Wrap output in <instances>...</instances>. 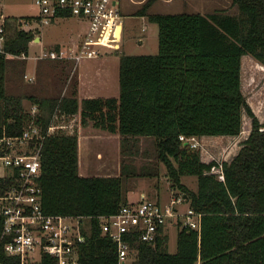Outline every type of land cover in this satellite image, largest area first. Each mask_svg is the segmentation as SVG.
Returning a JSON list of instances; mask_svg holds the SVG:
<instances>
[{"label":"trees","instance_id":"16d2710c","mask_svg":"<svg viewBox=\"0 0 264 264\" xmlns=\"http://www.w3.org/2000/svg\"><path fill=\"white\" fill-rule=\"evenodd\" d=\"M146 0L136 12L158 24L156 54H121L119 95L84 97L76 92L35 97V122L43 133L55 114L73 126L45 137L39 171L42 208L51 214L90 216V229L80 244V264H118L117 243L103 233L100 215L128 204L121 175H81L78 126L91 124L110 133L155 137L157 158L165 164L172 190L202 213L200 230L179 227L177 250H169V235L154 243L131 240L132 264H264V120L261 121L242 89V57L264 63V0H232L233 15L216 10L151 12ZM18 19L6 18L7 52L26 53L37 36L19 29ZM10 57L0 51V137L23 132L33 116L24 108L26 95H10L6 69ZM244 111L251 130L232 160L204 161L200 149L184 144L180 135H239ZM123 140V139H122ZM213 167H221V180ZM184 175H196L191 189ZM1 185V179H0ZM3 217L0 215V236ZM1 244V243H0ZM3 264H20L0 245ZM37 264H54L43 257Z\"/></svg>","mask_w":264,"mask_h":264},{"label":"built area","instance_id":"2783aa9c","mask_svg":"<svg viewBox=\"0 0 264 264\" xmlns=\"http://www.w3.org/2000/svg\"><path fill=\"white\" fill-rule=\"evenodd\" d=\"M33 2L39 11L35 20L41 25L71 16L86 19L89 23L75 47L43 51L34 56L36 59H70L77 65L85 59L100 56L106 49L120 48L122 15L117 0ZM32 20L19 18L18 28L25 29L22 24L29 25ZM9 33V23L4 19L0 22V51L10 58L26 59V53L14 54L5 50ZM28 78L34 79L33 76ZM37 111L38 107L34 105L33 116L23 132H4L0 137V215L3 217L0 245L8 255L19 258L20 264L41 263L45 255L53 258L54 264H80V244L91 227V217L45 212L41 201L43 189L38 179L45 137L57 130L71 132L73 126L55 114L43 133L42 127L35 122ZM180 139L185 144L195 140V136L180 135ZM191 146L196 147L197 143L193 142ZM218 177L225 179L222 169ZM184 203L187 207L182 209ZM201 218L202 213L189 205L185 194L174 189L167 202L143 195L136 203L124 204L115 213L99 216L102 232L117 243L118 264H132L136 255L133 240L154 243L159 235L168 233L170 224L200 230ZM0 264L3 263L0 261Z\"/></svg>","mask_w":264,"mask_h":264},{"label":"rangeland","instance_id":"374dc122","mask_svg":"<svg viewBox=\"0 0 264 264\" xmlns=\"http://www.w3.org/2000/svg\"><path fill=\"white\" fill-rule=\"evenodd\" d=\"M231 2V0H230ZM230 2L222 0L221 4L229 5ZM181 0H173L169 2L168 0H155L150 7L151 12L160 13H181V12H195L192 6H183ZM220 4V5H221ZM220 5L215 4L214 9H211L209 4H206L205 9L211 11L225 10L227 12H235L229 5L226 9L220 7ZM139 5L132 0H121V12L123 17L121 18L124 28L121 38V48L118 50L106 49L103 54V58H107L110 62V66L115 70V77L112 78V83L114 85L113 79H115V86L111 88V95H119V60L121 54H156L159 50V39H158V24L151 22L146 16H140L134 13V10L138 8ZM237 11L239 9L235 6ZM38 8L35 6L33 0H0V22L6 18L10 20L16 18H27L33 19L29 25L22 24L23 28L27 30H34L37 36H41V42L31 41L29 43L28 50L26 54L28 57L23 58H9L7 69H6V88L10 95H26L24 98V108L26 111H31L33 108V101L29 98L31 95L35 97L47 96V95H60L62 93L63 86L68 81V90L71 87L72 81L75 79L76 73L78 74V66L72 67L68 66L66 61L72 64L70 59L62 60H52V59H36L34 56L40 55L41 52L47 51L54 48H62L61 45L67 43L72 36L78 34V32L84 33L88 29V21L86 19L71 16L58 18L55 21L41 25L35 19L38 14ZM206 15V14H205ZM87 61V60H85ZM83 61L82 64L85 62ZM61 62H65L67 65L66 69L60 70L58 67ZM74 63V62H73ZM56 65V66H55ZM59 70V71H58ZM57 72V73H56ZM58 72L66 77L64 81L58 79L55 82L56 86L48 82L54 83V78L58 77ZM70 74V75H69ZM27 75V77L25 76ZM34 77L30 80L28 77ZM70 82V83H69ZM242 89L247 98L248 103L252 107L253 111L259 117L261 121L264 120V63L256 59L250 54H246L242 57ZM28 122V121H27ZM251 130V117L244 111V121H243V131L237 136L230 135H204L195 136V140L189 143H197V146H192L193 148L200 149L201 158L204 161L217 160L219 162L223 160H232V158L238 153L244 140L248 137ZM153 139L144 138L145 150L150 154L153 159L158 162V182H160V199L166 201L169 199V192L165 183V176H168L167 168L165 164L159 161L157 158V147L155 142V137ZM141 139V138H139ZM134 153L137 150L133 145L129 147ZM131 158L128 156L127 159ZM136 159V163L132 164L136 167V171L140 172L143 176L145 174L146 166L141 164L143 159L140 155ZM214 168V167H213ZM218 174L221 171L220 167H216L214 170ZM224 173V172H223ZM169 180V176H168ZM184 183L188 185L193 190L198 187L197 176L196 175H185L183 177ZM170 181V180H169ZM171 186V182H170ZM124 189L126 185L123 186ZM148 195L152 198H158V194L151 192ZM187 204L181 205L182 209H185ZM178 225L170 224L168 229L169 235V250L175 252L177 250V235H178Z\"/></svg>","mask_w":264,"mask_h":264},{"label":"crops","instance_id":"0c3cea01","mask_svg":"<svg viewBox=\"0 0 264 264\" xmlns=\"http://www.w3.org/2000/svg\"><path fill=\"white\" fill-rule=\"evenodd\" d=\"M139 5L134 13L142 7L146 0H132ZM169 2L173 0H168ZM184 4L183 6H192L195 9V12H200L203 14L211 13L210 10L205 9V5L209 4L211 9L215 4H221L222 0H181ZM230 2V0H226V2ZM120 13L121 12V0H117ZM232 0L230 2L231 6ZM229 5L221 4L220 7H224L226 9ZM231 8L235 10V12H227L233 15L238 14V11L235 5H232ZM145 16V15H140ZM123 17V15H122ZM122 31L123 32L124 24L121 22ZM86 32V31H85ZM84 32V33H85ZM84 33L78 32L75 36H72L71 39L64 43L63 46L66 47H75L83 37ZM35 40V38H34ZM42 38L39 36V41L35 40L36 42H41ZM121 48V45H120ZM119 48V49H120ZM112 50V49H111ZM118 50V49H117ZM104 54V53H103ZM103 54L95 58L85 59L83 64L80 62L79 64L75 65L72 62L70 64L69 61H66L68 66H78V74L76 73L75 79L71 83V87L68 90V81L66 80L65 75L62 76L58 72V77L54 78V83L48 81L52 87H57L55 82L59 79L60 82L63 80L64 77L66 83L64 81V86L62 93L60 92V96L64 94H69L71 92H76L79 99L84 97H97V96H114L111 95L110 91L113 86H115V79L114 85L112 83V78L115 77V70L111 68L109 64V60L107 58H103ZM246 55V54H245ZM54 60V59H52ZM58 67L60 70L66 69L65 66L67 65L65 62H61ZM56 66V65H55ZM59 71V70H58ZM57 73V72H56ZM70 75V74H69ZM70 83V82H69ZM59 87V86H58ZM57 87V88H58ZM49 96V95H47ZM54 96H59L54 94ZM242 133V132H241ZM204 136V135H203ZM232 136V135H230ZM237 136V135H235ZM153 139L151 136H131L126 137L125 140L120 133H110L104 130H100L98 128L93 127L91 124L86 126H78V158H79V172L81 175H121L123 176V184L126 185L124 191L127 195V199L129 203H136L138 202L143 195L149 196L148 193L154 192L158 194V198H153L156 200H160V182H158V162H156L153 157L146 152L144 143V138ZM141 138V139H139ZM123 139V140H122ZM134 146L137 150L132 152L129 148ZM141 156L143 159H140L141 164H145L142 166H146L147 171L142 176L140 172H137L136 167L132 164L136 163V159L138 156ZM128 156L131 158L127 159ZM207 161V160H206ZM210 161V160H209ZM208 162V161H207ZM185 176V175H184ZM182 176V181L183 177ZM165 183L167 190H171L170 181L168 180V176H165ZM171 193V192H170ZM150 197V196H149ZM170 197V194L169 196ZM152 198V197H150ZM169 229V228H168Z\"/></svg>","mask_w":264,"mask_h":264},{"label":"water","instance_id":"95a60500","mask_svg":"<svg viewBox=\"0 0 264 264\" xmlns=\"http://www.w3.org/2000/svg\"><path fill=\"white\" fill-rule=\"evenodd\" d=\"M120 29L122 30V26H120ZM121 30H120V31H121ZM35 40H39V36H36V37H35Z\"/></svg>","mask_w":264,"mask_h":264}]
</instances>
